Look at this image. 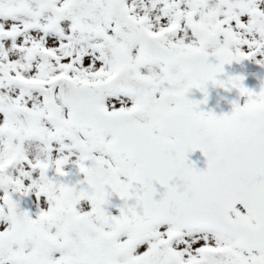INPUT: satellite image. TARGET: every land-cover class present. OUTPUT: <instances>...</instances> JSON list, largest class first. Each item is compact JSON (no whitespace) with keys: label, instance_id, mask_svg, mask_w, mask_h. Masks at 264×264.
<instances>
[{"label":"snow or ice","instance_id":"obj_1","mask_svg":"<svg viewBox=\"0 0 264 264\" xmlns=\"http://www.w3.org/2000/svg\"><path fill=\"white\" fill-rule=\"evenodd\" d=\"M245 60L264 0H0V264H264Z\"/></svg>","mask_w":264,"mask_h":264},{"label":"water","instance_id":"obj_2","mask_svg":"<svg viewBox=\"0 0 264 264\" xmlns=\"http://www.w3.org/2000/svg\"><path fill=\"white\" fill-rule=\"evenodd\" d=\"M256 83H252L250 84V87L255 88ZM192 95V96H191ZM190 98H193L195 96V99H199L201 97V93L198 90L193 89L190 93H189ZM208 107H212L214 111H216L217 113H219L220 111H228L231 107V105H224L223 107H216V105L212 104L210 99L208 102ZM190 159L196 160L197 161V165L199 167H203V157L200 155L199 151L197 150L196 152L190 154Z\"/></svg>","mask_w":264,"mask_h":264},{"label":"flooded vegetation","instance_id":"obj_3","mask_svg":"<svg viewBox=\"0 0 264 264\" xmlns=\"http://www.w3.org/2000/svg\"><path fill=\"white\" fill-rule=\"evenodd\" d=\"M232 70H236L237 72H256L262 69V67H260L259 65H256L254 61L251 60H245L242 61L241 64H237L235 62H233V64L231 65H225V69L226 71H228V68H230ZM220 102H223V100L221 99ZM22 206H26V204H23Z\"/></svg>","mask_w":264,"mask_h":264},{"label":"rangeland","instance_id":"obj_4","mask_svg":"<svg viewBox=\"0 0 264 264\" xmlns=\"http://www.w3.org/2000/svg\"><path fill=\"white\" fill-rule=\"evenodd\" d=\"M25 204H26L27 207H32L31 205H29V204H27V203H25Z\"/></svg>","mask_w":264,"mask_h":264}]
</instances>
